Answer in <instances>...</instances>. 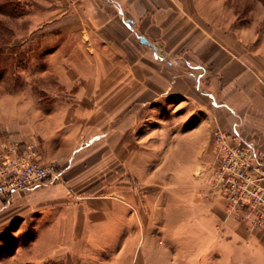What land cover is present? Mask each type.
I'll return each instance as SVG.
<instances>
[{"label":"crops","instance_id":"obj_1","mask_svg":"<svg viewBox=\"0 0 264 264\" xmlns=\"http://www.w3.org/2000/svg\"><path fill=\"white\" fill-rule=\"evenodd\" d=\"M104 2L92 1V47L68 48L63 42L52 53L59 86H79L78 94L58 95L56 105L48 111L28 108L29 121L27 111L24 121L17 112L9 111L8 136L0 134V153L13 141L37 140L44 161H65L67 185L49 182L0 198V232L18 219L24 232L29 226L36 231L23 251L25 263L71 264L78 263L74 258L79 256V263H84L82 257L87 256L93 258V264L94 248H108L110 256L112 249H118L120 243H112L111 226L123 230L126 209L119 201L106 204L102 214H94L93 156L98 162L95 167L102 168L97 178L102 182L108 174L105 168L113 166L108 165L113 153L120 155L121 167H128L133 152H214L218 129L237 131L264 145V12H257L264 3ZM48 10L46 5L44 11ZM65 36L63 32L50 39ZM141 36L149 42H143ZM69 72L71 76L66 74ZM37 101L25 99L26 103ZM105 105H117L114 109L119 108L124 119L120 127L112 128ZM184 106L186 111L178 114V108ZM129 112L136 113L134 128L128 127ZM191 118L199 119L198 123L179 132L177 122ZM177 134L182 138L178 140ZM133 135L137 139L130 147ZM236 223L230 224L232 238L190 241V248L200 246L206 255L210 247L227 251L217 258L222 264H264V232ZM115 254L122 256L123 249Z\"/></svg>","mask_w":264,"mask_h":264},{"label":"rangeland","instance_id":"obj_2","mask_svg":"<svg viewBox=\"0 0 264 264\" xmlns=\"http://www.w3.org/2000/svg\"><path fill=\"white\" fill-rule=\"evenodd\" d=\"M92 1L105 3L104 0H62L60 3L47 4L24 3L23 0H0V134L2 137L8 136L5 129L9 120V111L17 112L23 118L22 121L27 111L26 117L29 121L32 114L28 108L48 111L56 105L54 100L58 95L67 98L78 94L79 86L71 87L65 84L59 86L57 73L53 71L56 67V56L52 53L55 52L57 43L63 42H67L68 48L92 47ZM240 1L253 3L254 0ZM255 1L264 3V0ZM46 5L49 7L47 12L44 11ZM257 12L263 13L264 8L260 5ZM63 32L66 34L64 39H50L54 36L58 37V33ZM70 51L66 49V52ZM66 74L71 76L72 73ZM87 91L85 95H88ZM32 98L38 101L25 102V99ZM66 105L70 108L74 106ZM105 106L110 110L112 128L120 127L124 119L119 108L114 109L117 105ZM186 109V106L179 107L178 114L184 113ZM127 118L129 128L137 126L136 113L129 112ZM198 121L197 118L181 119L177 122V129L179 132H185L193 128ZM176 137L178 140L182 138L179 134ZM130 138H132L130 140L132 147L133 143H136L137 136L133 135ZM37 142L41 148V143ZM42 152L41 149V154ZM214 155L211 149L133 152L129 166L121 167L120 155L113 153L108 163L113 166L105 168L108 174L106 177L103 176L102 182L97 179L102 168L95 167L98 162L93 156L94 214L97 216L102 214L104 211L102 208L106 207V204L112 206L119 201L126 209L123 210L126 223L123 230L115 225L111 226L114 231L111 242L115 245L123 244L125 247L121 248L118 244V249H112L111 256L108 254V248H94L97 256L94 258L96 263L93 261V264H109V262L190 264L191 250H193L191 264H222L217 258L222 257V254L225 256L227 251L221 252V249L210 247L206 255L200 246L193 245L195 247L191 249L189 244L190 241L199 243L205 238L209 241L232 238L230 231L234 232V229L230 228V224L236 225L238 224L236 222L246 224L241 214H231L228 211L216 191ZM46 162L65 164L63 160ZM58 183L67 185L65 173L64 180ZM69 190L71 191V187ZM20 223L21 219H18L7 223L6 227H1L0 264H29L25 263L23 251L36 235V231L29 226L24 232ZM122 249V256L115 254ZM79 257L74 258L78 263L71 264H92V257L83 256L84 263H79ZM103 260L106 262H102Z\"/></svg>","mask_w":264,"mask_h":264},{"label":"built area","instance_id":"obj_3","mask_svg":"<svg viewBox=\"0 0 264 264\" xmlns=\"http://www.w3.org/2000/svg\"><path fill=\"white\" fill-rule=\"evenodd\" d=\"M214 141L217 193L231 214L242 215L250 230L264 232V145L220 129ZM64 171V165L42 159L37 141H13L0 153V198L63 181Z\"/></svg>","mask_w":264,"mask_h":264},{"label":"water","instance_id":"obj_4","mask_svg":"<svg viewBox=\"0 0 264 264\" xmlns=\"http://www.w3.org/2000/svg\"><path fill=\"white\" fill-rule=\"evenodd\" d=\"M141 39H142V41L145 42V43H148V42H149L148 39H147L145 36H141Z\"/></svg>","mask_w":264,"mask_h":264}]
</instances>
